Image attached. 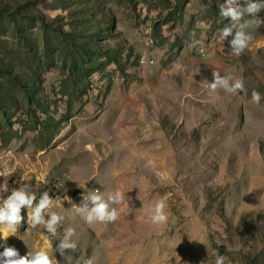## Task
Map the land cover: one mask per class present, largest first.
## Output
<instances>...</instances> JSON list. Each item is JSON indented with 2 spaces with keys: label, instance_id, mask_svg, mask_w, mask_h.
I'll return each instance as SVG.
<instances>
[{
  "label": "rangeland",
  "instance_id": "374dc122",
  "mask_svg": "<svg viewBox=\"0 0 264 264\" xmlns=\"http://www.w3.org/2000/svg\"><path fill=\"white\" fill-rule=\"evenodd\" d=\"M223 2L0 0L3 170H10L8 180L36 194L37 200L47 191L50 197L67 195L73 202L53 199L44 210L46 219L53 212L63 218L56 236L42 225L34 228L28 219L32 209L22 208V225L7 245L20 255L45 250L53 264H215L217 252L231 264H264V202L250 193L241 197L232 175L242 159L250 161L252 176L261 170H255L254 161L264 163V23L245 17L244 30L253 39L240 56L233 55L227 41L219 40L218 29L229 23L219 15ZM259 15L264 19V12ZM148 59L154 61L148 66L166 71L176 94L192 82L189 70L183 69L190 65L204 66L205 84L211 82L212 71H220L242 78L246 91L199 103L175 96L186 99L190 111L174 108L173 119L156 115L145 124L147 129L158 125L166 135L162 139L174 149L166 168L132 165L130 175L120 176V163L93 164L83 147L86 130L102 112L110 86L143 80ZM253 91L261 94L259 104L251 99ZM243 112V131L229 145L219 138L214 146L208 123L223 115L241 118ZM101 129L102 135L110 133L106 121ZM253 144L259 145L260 158L250 156ZM88 148L93 149L91 144ZM46 172L48 176L35 180ZM114 190L131 197L132 210L117 220L88 223L76 212L74 204L79 205L83 193ZM161 200L168 219L153 223L151 210ZM68 228L75 229L71 239L76 247L59 255L56 250Z\"/></svg>",
  "mask_w": 264,
  "mask_h": 264
},
{
  "label": "crops",
  "instance_id": "0c3cea01",
  "mask_svg": "<svg viewBox=\"0 0 264 264\" xmlns=\"http://www.w3.org/2000/svg\"><path fill=\"white\" fill-rule=\"evenodd\" d=\"M188 5L189 3L187 2L186 6ZM200 49L203 48L201 47ZM151 62L154 63L153 60L148 59L146 60V65H144L145 67L142 66L144 67L142 69L143 80L126 84L114 83L110 86L102 112L99 115L97 114L98 116L91 124L92 126L86 130L87 136L83 147L85 151L92 155L93 164L97 165L98 168L104 163H120V169H122V171L118 172L120 176H128L131 169H139V167L146 169L149 166H156L160 170H164L170 161V151L174 149L162 139V136L166 135L161 128H158V125H153L150 129H147L145 124L156 118V115L168 116L173 119L174 108H181L183 112H186V110L190 111L187 108L186 99H184V102L174 99L177 95L191 97L197 103L205 98L213 99L217 94L228 95L222 89L217 90L215 93L209 90L208 83L205 84L206 81H204L203 77L205 69L203 65L183 67V69L189 70L188 73L191 74L189 79L192 82L185 83L184 87L176 94L174 86L167 80L166 71L160 70L153 65L148 66L147 63L151 64ZM210 68L215 69L213 66L208 67V69ZM171 87L172 91L163 89ZM91 99L90 97L89 101H92ZM171 99H173V102ZM93 108H96L95 104ZM89 111H91V107L88 109V113ZM192 112L196 113L195 111ZM246 120L245 112L242 113L241 118H236L234 114L226 117L223 115L221 118L214 119L208 123L207 135L213 138L211 142L214 146L219 144V138H225L226 145H229L228 141L234 138L238 131H243ZM105 121L108 123L110 133L102 135L101 127ZM130 128L133 130L136 128L135 133L138 138ZM77 133L78 130L74 134L77 135ZM87 144H91L93 149L89 150ZM232 150L228 149V151ZM249 163V160L243 159L239 163L236 162L232 175L235 183L240 184L237 187V192L243 198L250 193V195L255 196L256 200L264 202V198H259L264 194V172L261 173L264 170V163L260 160L254 161L255 170H261L256 171L253 176L249 172ZM132 165H134V168ZM227 166L230 169V165L227 164ZM245 169H247V172H245ZM63 171L65 172V170ZM54 174V171H52V175ZM244 174L247 175L246 179ZM247 184H249L248 187ZM255 185L256 187L252 188ZM251 209L254 208L251 207Z\"/></svg>",
  "mask_w": 264,
  "mask_h": 264
},
{
  "label": "clouds",
  "instance_id": "9594fccd",
  "mask_svg": "<svg viewBox=\"0 0 264 264\" xmlns=\"http://www.w3.org/2000/svg\"><path fill=\"white\" fill-rule=\"evenodd\" d=\"M211 3V0H209ZM219 15L222 19H227L228 24L218 29L219 40L223 43L227 41L232 54L240 56L253 37L244 29L247 21L245 17H256V22L264 23L261 19L260 13L264 12V0H224L223 3L218 4ZM244 21V23H240ZM239 24V27L237 26ZM231 37L229 40L228 38ZM208 88L215 93L217 90H224L227 93L238 95L246 91L245 82L242 78H234L230 74H222L220 71H212V80L208 83ZM251 99L254 103L259 104L261 101V94L253 91ZM250 156L259 158L260 150L258 144L250 145ZM9 191L7 182L0 185V193ZM68 189L65 188V193ZM125 192L114 190L106 194H82L79 205L74 204L77 213L81 214L86 222H112L118 219L121 214L129 213L132 208L130 206L131 197H127ZM259 198H264L262 194ZM53 199L64 200L68 203H73L72 199L64 195L62 198L56 196L55 198L49 196V192H43L39 199L34 193H29L21 187L13 188L10 194L4 198L0 196V225H4V229H0V239L5 243L0 245L3 251L0 252V264H53V257L47 251L39 250L34 254L26 253L20 255L18 249L14 246L7 245L6 241L10 235H15L22 225L24 217L21 215L22 208L32 209L31 215L28 219L34 228L43 226V229L50 235H57V225L61 223L62 217L56 213L48 215L47 219L43 215L44 210L47 209L53 202ZM35 202V203H34ZM111 205L122 206L119 210ZM150 219L153 223H165L168 219L166 212V204L164 201L156 203L154 209L151 210ZM75 235L74 228H68L60 241L57 252L63 255L67 250H74L76 245L72 242V237ZM88 264H91L89 261ZM187 264V262H185ZM215 264H231V262L223 255L217 252Z\"/></svg>",
  "mask_w": 264,
  "mask_h": 264
},
{
  "label": "built area",
  "instance_id": "2783aa9c",
  "mask_svg": "<svg viewBox=\"0 0 264 264\" xmlns=\"http://www.w3.org/2000/svg\"><path fill=\"white\" fill-rule=\"evenodd\" d=\"M201 53H203V49L200 50ZM146 63V60H145ZM7 154H13L12 152H9ZM32 156V155H30ZM3 163L6 162V154L5 155H0V185H3L6 182V178H11V173L10 170H3ZM42 176H48L47 172L46 174H40V179H35V180H42ZM33 177V175H32ZM9 186V191L6 192L7 195L10 194L11 189L15 188V183L13 185H8Z\"/></svg>",
  "mask_w": 264,
  "mask_h": 264
},
{
  "label": "bare ground",
  "instance_id": "6f19581e",
  "mask_svg": "<svg viewBox=\"0 0 264 264\" xmlns=\"http://www.w3.org/2000/svg\"><path fill=\"white\" fill-rule=\"evenodd\" d=\"M10 155V154H9ZM14 157V156H13ZM18 159V158H17ZM15 160V159H14ZM15 163V162H14ZM18 163V162H17ZM19 164V163H18ZM6 165V164H5ZM17 165V164H16ZM9 166V165H8ZM7 166V167H8ZM4 170H7V168H4ZM8 179L10 178H6V182L8 185H13V183H11L10 181H12V179L9 181ZM21 179V178H20ZM24 179V178H23ZM15 180V179H14ZM25 180V179H24ZM15 188H17V185H15ZM1 195H3L4 198H6L7 194L6 193H0Z\"/></svg>",
  "mask_w": 264,
  "mask_h": 264
},
{
  "label": "trees",
  "instance_id": "16d2710c",
  "mask_svg": "<svg viewBox=\"0 0 264 264\" xmlns=\"http://www.w3.org/2000/svg\"><path fill=\"white\" fill-rule=\"evenodd\" d=\"M25 81H28V82H30L31 80H30V78H26V80H25ZM28 82H27V83H28ZM44 124H45V123H44Z\"/></svg>",
  "mask_w": 264,
  "mask_h": 264
}]
</instances>
